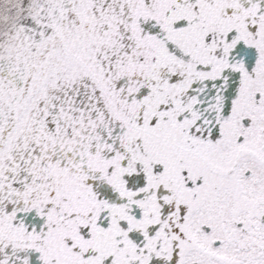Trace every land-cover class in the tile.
<instances>
[{
	"label": "snow or ice",
	"instance_id": "snow-or-ice-1",
	"mask_svg": "<svg viewBox=\"0 0 264 264\" xmlns=\"http://www.w3.org/2000/svg\"><path fill=\"white\" fill-rule=\"evenodd\" d=\"M0 264H264V0H0Z\"/></svg>",
	"mask_w": 264,
	"mask_h": 264
}]
</instances>
